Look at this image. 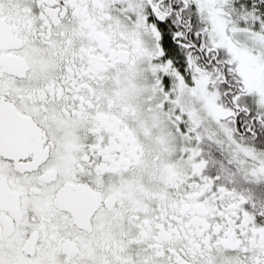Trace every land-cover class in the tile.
I'll return each mask as SVG.
<instances>
[{"label":"snow or ice","instance_id":"snow-or-ice-1","mask_svg":"<svg viewBox=\"0 0 264 264\" xmlns=\"http://www.w3.org/2000/svg\"><path fill=\"white\" fill-rule=\"evenodd\" d=\"M0 264H264V0H0Z\"/></svg>","mask_w":264,"mask_h":264}]
</instances>
